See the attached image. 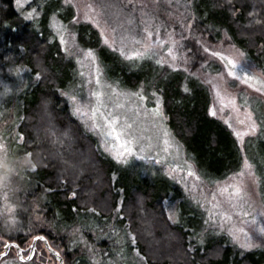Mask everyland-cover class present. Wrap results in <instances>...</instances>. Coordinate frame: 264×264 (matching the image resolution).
<instances>
[{
    "label": "trees",
    "instance_id": "1",
    "mask_svg": "<svg viewBox=\"0 0 264 264\" xmlns=\"http://www.w3.org/2000/svg\"><path fill=\"white\" fill-rule=\"evenodd\" d=\"M15 1L0 0V79L12 82L9 67H24L40 76L18 98V132L23 139L14 153L22 157L30 152L35 171L26 170L16 180L18 189L11 198L14 226L10 233L0 227V237L24 246L34 235H47L54 249L57 245L66 248L62 256L72 264L68 244L54 232L60 234V229L75 225L99 230V219L117 220L115 230L136 236L135 248L145 264H264V250L241 252L223 237L193 248L191 231H200V221L173 223L164 206L171 195L182 196L180 188L168 179L135 175L101 154L96 139L73 117L61 93L75 80V67L64 57L53 18L69 24L73 10L64 0H32L38 17L27 22L16 11ZM187 1L198 24L210 29L215 40L226 32L230 42L264 73V0ZM76 30L79 42L97 50L108 76L122 87L152 78L156 69L130 67L117 53L101 46L98 31L91 25L81 24ZM185 85L190 92L184 91ZM159 87L168 126L198 169L212 180L240 170L243 160L237 139L228 126L211 116V96L203 83L183 71H173L160 79ZM261 159L264 184V151ZM25 264L38 263L34 257Z\"/></svg>",
    "mask_w": 264,
    "mask_h": 264
},
{
    "label": "rangeland",
    "instance_id": "2",
    "mask_svg": "<svg viewBox=\"0 0 264 264\" xmlns=\"http://www.w3.org/2000/svg\"><path fill=\"white\" fill-rule=\"evenodd\" d=\"M31 3L32 0H28L23 7L18 6L16 1L14 3L20 17L27 22H33L38 17L36 15L33 20L26 18L32 9ZM64 5L71 7L73 18L79 15L80 20L74 25L60 22L63 30L59 33L53 26L59 42L61 35L66 41V44H61L64 57L71 60L75 67V80L61 93L67 100L73 117L96 139L101 154L135 175L152 180L168 179L180 188L182 196L176 199L171 195L164 206L168 217L172 216L170 220L173 223L185 225L186 220L200 221V231H191L193 248L201 247L207 240L223 237L241 252L264 250V184L261 176V155L264 151V92H258L252 87V83L256 81L264 82V73L247 59L240 48L230 42L226 32L223 31L222 36L215 40L210 29L199 25L191 9V1L72 0L70 5L64 0ZM85 13L91 17V21L85 19ZM81 24L91 25L97 30L101 46L117 53L130 67L139 69L140 66H152L156 69L152 78L143 80L131 88H124L118 81L111 79L100 62L96 49L91 48L96 53V60L85 58L89 48L79 42L76 30ZM146 27L153 33L151 37L145 32ZM169 33L179 41L177 52L181 59L176 61V68L179 70L170 66L168 45L158 46L160 41L169 38ZM145 45H151V48L146 49ZM65 48L68 49L67 52ZM204 48L235 59L243 71L254 76L256 81L245 84L243 79L234 80L227 75L226 61L204 51ZM137 52L144 54L142 58H135L134 54ZM151 53L155 54L149 55ZM158 59L163 60L164 64L157 63ZM97 66L100 74L99 84L96 83ZM185 68L187 71H184ZM173 71H183L203 83L211 96L210 109L214 106L217 111L214 118L228 126L234 135L236 131L247 130L246 117L249 112L252 114L253 119L257 121L258 131L245 136L243 141L236 135L235 137L242 160L247 159L254 165V176L246 174L234 179L236 171L226 178L212 180L198 169L193 157L168 126L159 81ZM237 74L241 73L238 71ZM8 76L12 78L11 83L0 79V145L3 146L0 148V162H7L11 173L7 180L0 177V227L10 233L15 222V207L11 198L13 191L18 189L16 180L18 177L21 179L23 172L32 169L33 165L30 157L14 154L22 142L18 132L21 120L18 98L36 83L37 79L36 75L24 67H9ZM217 84L221 86V96L225 97V103L235 99V108L221 104L220 96L216 93ZM256 87H260V84L256 83ZM96 93L103 94L99 101ZM72 95L76 96L75 104L68 99V96ZM158 100L163 106L162 117L152 111L159 106ZM76 107L81 108V113L75 112ZM84 112L88 115H83ZM93 112H96L95 119ZM105 116L109 119L119 118L118 130L122 132V138L134 147V154L122 153L120 159H117V153L121 152L120 142L107 135L109 129ZM242 120L246 122L242 124ZM97 123L100 124L98 129L95 127ZM249 155L257 162H253ZM190 171L194 172L195 176H190ZM196 176H199V179H196ZM233 182L242 183L244 186L245 194L239 200L230 198L231 189L224 193L219 191ZM37 219L43 221V216L37 215ZM99 221V230L89 225H75L60 229V234L54 232L58 238L64 237L68 244L71 253L67 255L73 260L72 264H145V258L142 259L143 256L137 254L135 245L130 244L124 230H115L117 220ZM47 226L54 229V225L49 222ZM4 240L7 239H0V251L3 250ZM246 241L256 246L250 249L241 247ZM31 243L32 238L26 243L27 247H30ZM56 247L63 256L64 252H67L66 248L64 250L58 245ZM35 257L38 264H59L43 243L37 248ZM14 259L16 260V257L12 255L5 261H0V264H19Z\"/></svg>",
    "mask_w": 264,
    "mask_h": 264
},
{
    "label": "snow or ice",
    "instance_id": "3",
    "mask_svg": "<svg viewBox=\"0 0 264 264\" xmlns=\"http://www.w3.org/2000/svg\"><path fill=\"white\" fill-rule=\"evenodd\" d=\"M27 2H28V0H16L17 5L20 6V7H23ZM229 2H230V0H229ZM65 3L71 5L72 4V0H65ZM36 15H38L36 8H32L31 11L27 13V17L26 18L29 19V20H33ZM85 19H88L89 21H91V17L88 16L87 13H85ZM79 20H80V16L76 15L72 20L69 21V23L74 25L75 23L79 22ZM53 22H54L53 26L57 28L58 33L61 32L63 30L62 27H61V23L59 21H57L55 19V17L53 18ZM145 32L147 33V35L149 37H151L153 35V33L151 31H149L147 27L145 28ZM60 43L61 44H66V41L64 40L63 35L60 36ZM105 43H107V40H105ZM178 43H179V41H177L174 38V36L171 33H169V38L167 40L160 41L159 45H158V46H161V47L163 45H168V47H167V55L170 58V66L173 67L176 70H179L178 68H176V61L181 59V56L177 52ZM145 48L149 49V48H151V45H145ZM67 51H68V49L65 48V52H67ZM120 51L122 52V50H120ZM204 51L210 52L211 55L216 56L219 59L226 61L227 75L232 77L234 80L243 79V82L245 84H249L252 81H256V78L254 76H250L248 73L243 71V69L238 65V63H237V61L235 59H232V58H229L227 56H224L222 53L212 51L210 48H204ZM154 54L155 53H151L149 55H154ZM143 55L144 54L139 53V52L134 54L135 58H142ZM241 55H243V53H241ZM85 58H90L92 60H96L97 56H96V53L91 48H89L87 50L86 54H85ZM130 59H131V57H130ZM157 63L163 65L164 61L158 59ZM184 71H187V69L185 68ZM238 71L241 73L240 75L237 74ZM17 75H19V72H17ZM36 79L37 80L40 79L39 74H37ZM96 83L97 84L100 83L99 66H97ZM209 83H211V81H209ZM256 83H259L260 87H256ZM215 87H216L217 95L220 96L221 104L224 107L231 106V107L235 108L236 107L235 99H231L229 101V103H225L224 102L225 101V97L221 96V86L219 84H217V85H215ZM252 87H254L255 90L258 91V92H264V82L256 81L255 83H252ZM8 91H10V89H8ZM184 91L187 93V92H190L191 89L185 85L184 86ZM63 94L64 95H68L67 93H63ZM102 95H103L102 93H96L98 101L100 100V97ZM141 98L142 99H147V97H141ZM68 99L75 104L76 96H74V95L68 96ZM157 104L159 106L154 108L152 111L157 116H161L162 117L163 116L162 103H161L160 100H158ZM96 111L98 112L99 108H97ZM75 112L76 113H81V108L80 107H76L75 108ZM210 114L213 117H215L217 115V111H216V108L214 106L210 109ZM83 115L87 116L88 113L84 112ZM92 116H93V119H95L96 112H93ZM104 119L107 122V127L109 129V131L107 132V135L113 136L116 141L120 142L121 152L117 153V159H120L122 153L134 154V152H135L134 147L130 146L129 142L122 138V132L120 130H118V126L120 124L119 118L118 117H112L111 119H109L108 116H105ZM246 121L248 122L247 130L244 131V132H241V131H236L235 132L236 137L239 140H241V141H243V138L245 136H248L250 134L256 133L258 131L257 121L255 119H253L252 114L250 112L248 113V115L246 117ZM246 121L242 120L241 123L243 124ZM95 127L97 129L100 128V124L97 123L95 125ZM20 139H23V137L21 136ZM2 147L3 146L0 145V148H2ZM113 147H115V145H113ZM31 155L32 154L29 152L28 156H31ZM139 158L140 159H144V157H139ZM124 162H126V161H124ZM253 169H254L253 163L250 162L247 159H244L243 163H242L241 170H239L236 173H234V179L235 178L244 177L246 174L254 176L255 172L253 171ZM32 170L35 171V165H32ZM188 174L190 176H195V173L191 172V171ZM196 179H199V176H196ZM229 189H231V192L229 193V196H230L231 199L239 200L245 194L244 186H243L242 183H239V182H233L232 184L228 185L227 187L221 188L219 191L221 193H224V192H228ZM72 195L75 196L76 193L73 192ZM92 211L95 212L96 209L94 208V209H92ZM116 211L119 212L120 208L117 207ZM169 219H172V216H169ZM126 235L129 237L130 244L134 246L136 244V242H137L136 236L133 235L131 232L126 233ZM0 239H3V238L0 237ZM32 240L33 241H45V242H47L48 237H47V235L38 234V235H34L32 237ZM200 243L201 244L203 243L202 239H201ZM255 246L256 245L252 244L250 241H246L244 244L241 245V247L249 248V249L252 248V247H255ZM13 247H15L18 250V255H19V258H20L21 261L32 260L34 258V256H35L36 249H35V245L34 244L30 246L29 254L27 256H25L23 254L25 250L21 247V245L19 243H15L14 241H11V240H4L3 245H2V248L4 250L0 251V258L7 257L9 255V250L12 249ZM137 254L140 255L138 249H137ZM55 255L57 257H59L60 253L57 251V252H55ZM143 258L144 257H142V259Z\"/></svg>",
    "mask_w": 264,
    "mask_h": 264
},
{
    "label": "water",
    "instance_id": "4",
    "mask_svg": "<svg viewBox=\"0 0 264 264\" xmlns=\"http://www.w3.org/2000/svg\"><path fill=\"white\" fill-rule=\"evenodd\" d=\"M43 244H44V246H45V248L47 249V251L58 261V263L59 264H65L64 263V258H63V256L60 254V256L59 257H57L56 255H55V252H57V250L56 249H54L53 247H52V245H51V243H50V241H49V239L47 240V242H45V241H41ZM37 243H38V241H33L32 240V243H31V245H35V249H36V247H37ZM30 245V246H31ZM11 250V249H10ZM10 250H9V252H10ZM17 253H18V250H17ZM35 253H36V251H35ZM18 257H19V255H18ZM4 258V257H3ZM0 259H2V258H0ZM20 259V258H19ZM34 259V258H33ZM32 259V260H33ZM32 260H24V261H22V262H31Z\"/></svg>",
    "mask_w": 264,
    "mask_h": 264
},
{
    "label": "flooded vegetation",
    "instance_id": "5",
    "mask_svg": "<svg viewBox=\"0 0 264 264\" xmlns=\"http://www.w3.org/2000/svg\"><path fill=\"white\" fill-rule=\"evenodd\" d=\"M15 243H18L17 241H14ZM38 243H39V241H38ZM38 243H37V247H36V250H37V248H38ZM20 244V243H19ZM21 247L25 250L24 251V255L25 256H27L28 254H29V249H30V247H27V245L26 244H24V246L23 245H21ZM4 250V249H3ZM36 254V253H35ZM14 256L15 255V257H16V260L14 259V261H16V262H18V263H23V264H25V263H30V262H22L20 259H19V257H18V253H17V249L15 248V247H13L11 250H10V252H9V255L7 256V257H4V258H2V259H0V261H5L6 259H8V258H10V256ZM35 257V256H34ZM64 258V257H63ZM57 261V260H56ZM58 262V261H57ZM64 263L66 264V260H65V258H64Z\"/></svg>",
    "mask_w": 264,
    "mask_h": 264
},
{
    "label": "clouds",
    "instance_id": "6",
    "mask_svg": "<svg viewBox=\"0 0 264 264\" xmlns=\"http://www.w3.org/2000/svg\"><path fill=\"white\" fill-rule=\"evenodd\" d=\"M11 173L10 166L7 162H0V177L7 180Z\"/></svg>",
    "mask_w": 264,
    "mask_h": 264
}]
</instances>
